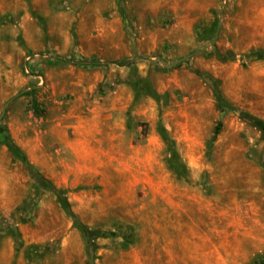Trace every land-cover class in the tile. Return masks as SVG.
I'll list each match as a JSON object with an SVG mask.
<instances>
[{
	"label": "rangeland",
	"instance_id": "374dc122",
	"mask_svg": "<svg viewBox=\"0 0 264 264\" xmlns=\"http://www.w3.org/2000/svg\"><path fill=\"white\" fill-rule=\"evenodd\" d=\"M15 95L0 119V264H264V0H0V113ZM8 140L79 222L111 233L91 261Z\"/></svg>",
	"mask_w": 264,
	"mask_h": 264
},
{
	"label": "trees",
	"instance_id": "16d2710c",
	"mask_svg": "<svg viewBox=\"0 0 264 264\" xmlns=\"http://www.w3.org/2000/svg\"><path fill=\"white\" fill-rule=\"evenodd\" d=\"M233 58V55L229 54V55H224L221 56L222 59H226V58ZM68 61H70V59H68ZM73 63L80 65L82 67H92L94 65L97 64V61H86V60H73ZM122 64H126V63H122ZM150 95L154 98H158L159 95L154 91V90H150L149 91ZM215 94L217 97V103L218 106L221 109L225 108V105L221 99L220 94L218 93V90H215ZM257 120V119H256ZM255 119H253V122H258ZM260 122V121H259ZM261 124H263L261 122ZM158 132L161 135L167 149H168V153H169V157L167 158V165L169 167L170 170L173 171L174 174L176 175H182L185 172V164L181 161L180 156L175 148L174 145V140L167 134L165 128L162 125L158 126ZM8 147L11 151H13L14 153H16L20 158L21 161L24 164V167L26 168L27 172L35 179V181L40 182L42 184H44L47 188H49L50 190H52L53 192H55V194L58 196L60 202L62 203L63 207L65 208V210L67 211V213L69 215H71L74 219L75 222L78 226V228L80 229V231L82 232V234L85 236L86 239V244H87V252H88V256H89V260H92V247H93V241L95 238L97 237H103V236H107L109 234H111L110 232H104L101 230H90L88 227H86L84 224H82L81 222H79L74 213L72 212V210L70 209V206L68 204V201L65 197V194L62 190L56 188L54 186V184L46 179L27 159L26 155L24 154V152L11 140H8Z\"/></svg>",
	"mask_w": 264,
	"mask_h": 264
},
{
	"label": "water",
	"instance_id": "95a60500",
	"mask_svg": "<svg viewBox=\"0 0 264 264\" xmlns=\"http://www.w3.org/2000/svg\"><path fill=\"white\" fill-rule=\"evenodd\" d=\"M205 48H206V47H204L203 49H205ZM203 49H201V50H203ZM201 50H199V51H201ZM189 56H190V55H186V56H184V57H181L180 59H178V60H176L175 62H172V63L166 61V60L163 59V58H151V59H149V61L152 62V63H163L167 68H171V67H173L175 64H177V63H179V62H181V61L187 59ZM136 58H139V57H136ZM15 97H16V95L13 96L11 99H9V100L5 103V105L3 106L2 111H1V113H0V119L2 118V116H3L4 113H5L6 105H7L11 100H13Z\"/></svg>",
	"mask_w": 264,
	"mask_h": 264
},
{
	"label": "crops",
	"instance_id": "0c3cea01",
	"mask_svg": "<svg viewBox=\"0 0 264 264\" xmlns=\"http://www.w3.org/2000/svg\"><path fill=\"white\" fill-rule=\"evenodd\" d=\"M2 255H3V258H4V260H5V263L4 264H10V262H11V255H12V253H7V252H3L2 253Z\"/></svg>",
	"mask_w": 264,
	"mask_h": 264
}]
</instances>
